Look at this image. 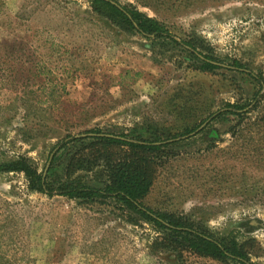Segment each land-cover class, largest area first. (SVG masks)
Listing matches in <instances>:
<instances>
[{"label":"rangeland","instance_id":"1","mask_svg":"<svg viewBox=\"0 0 264 264\" xmlns=\"http://www.w3.org/2000/svg\"><path fill=\"white\" fill-rule=\"evenodd\" d=\"M114 1L264 78V0ZM199 66L170 41L117 26L92 0H0V163L24 157L42 173L68 135L147 126L176 134L259 91L247 75ZM230 119L170 140L144 204L235 237L264 264V89L246 120ZM164 239L115 201L48 198L24 174H0V257L9 264H225L166 249Z\"/></svg>","mask_w":264,"mask_h":264},{"label":"trees","instance_id":"2","mask_svg":"<svg viewBox=\"0 0 264 264\" xmlns=\"http://www.w3.org/2000/svg\"><path fill=\"white\" fill-rule=\"evenodd\" d=\"M92 1L95 11L110 18L117 26L148 40L170 41L175 46L184 48L193 59L200 62L198 69L201 72L225 67L247 75L259 85V91L252 102L245 105L227 104L214 113L210 112L205 119L197 117L196 119H200L198 125L178 128L182 132L176 134L168 128L150 129L147 126L122 134L92 130L78 136L68 135L55 146L50 164L42 173L29 160L21 157L15 161L0 163V174H24L31 192L48 198L61 197L82 203L115 201L123 209L137 214L142 220L163 231L165 239L162 244L166 249H186L199 257L225 264H253L235 237H216L207 230L196 228L184 218L155 211L147 207L144 201L152 191L158 167L167 158V147L177 144L170 140L192 134L208 120L210 123L218 120L230 122V117L246 120L247 115L260 102L264 78L239 61L225 65L214 57L199 52L193 42L178 40L165 24L136 9L122 6L114 0ZM212 135L217 139L216 132ZM95 171L101 178L83 181L78 177L80 173ZM0 264H9V261L0 257Z\"/></svg>","mask_w":264,"mask_h":264}]
</instances>
